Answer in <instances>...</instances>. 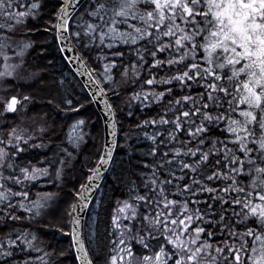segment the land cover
Listing matches in <instances>:
<instances>
[{"label":"snow or ice","instance_id":"obj_1","mask_svg":"<svg viewBox=\"0 0 264 264\" xmlns=\"http://www.w3.org/2000/svg\"><path fill=\"white\" fill-rule=\"evenodd\" d=\"M80 4L58 0L48 13L46 31L53 34L56 51L66 64H74L54 83L60 89L80 85L84 99L73 91L62 100L73 113L103 104L112 139H105L69 203L59 192L33 188L42 180L62 186L72 152L60 148L45 155L37 161L44 167L24 159L30 150L49 148L51 141L43 137L54 127L44 123L30 130L4 121L0 227L7 231L0 233V264H55V251L39 246L35 232L13 227L21 221L16 214L21 210L29 225L59 213L70 231H56L70 237L80 264H264V0H88L89 19L71 32L69 21ZM45 6V0H0V82L16 79L34 47L17 37L29 20L43 18ZM81 48L108 55L97 56L100 63L93 68ZM128 92L125 100L122 94ZM112 96L129 105V117L135 115L134 104L156 105L160 111L135 124L136 130H154L143 132L151 141L146 155L152 162H140L146 171H132L128 198L115 201L104 229L107 243L101 246L99 213L91 220L81 214L100 186L102 169L114 164L119 105L113 107ZM30 101L29 96H0V117L18 113V106L23 109ZM85 126V119L71 125L68 143L74 150L84 141ZM17 251L23 259H15Z\"/></svg>","mask_w":264,"mask_h":264},{"label":"trees","instance_id":"obj_2","mask_svg":"<svg viewBox=\"0 0 264 264\" xmlns=\"http://www.w3.org/2000/svg\"><path fill=\"white\" fill-rule=\"evenodd\" d=\"M25 2L26 0H21V4H24ZM45 5L46 6L41 10L44 13L43 18L44 16L49 17L48 13L52 11L54 6H58V0H45ZM84 7H88V1L71 20V32H75L74 21ZM22 9L23 8L20 10ZM41 24H43L42 19H39L38 21L29 20L28 28L22 29V34L17 37L18 40H28L33 42L34 47L32 48L33 51L30 54V62L32 67H28V69H38L37 71H39L40 74H38L37 79L33 81L32 84L25 86L24 89L19 90V87H17L14 89V91L12 90L11 93L7 94V98H9L11 95H15L19 99H21L23 96H29L31 97V101L26 102V106L23 109H20L18 106V113H6L0 117V127H3L4 121L25 127H28L30 124V130L32 128L40 127L42 124L46 123V121L50 125L48 126L49 128L54 127V132H51L43 137V142L49 143V141H51V143H49V148L30 150L24 159L31 160V163L34 165L44 167L46 166L44 163L38 164L37 161L43 160L45 155L51 157L53 152H59L60 148H67L69 152H72L74 159L70 162L71 167L66 170V179L64 180L62 186L54 187L52 182L42 180L37 184L36 187L33 188V192H59L60 199L62 201L71 203L74 202L72 195L73 190H78L79 184L85 182L87 169L93 168L95 166L96 160L99 158V154L100 151H102L104 142V127L102 118L94 104L88 105L87 110L91 109L93 113V118L91 117L90 121L95 120L93 125L88 124L89 126H87V129H90L92 132L91 141L89 143L83 142L80 148L75 150L73 149V146L68 143V134L72 125L71 123H73L76 119H80V113L84 111V109L80 110L79 114L71 113L75 118L66 124L61 118L62 113H64L65 110H61V114L56 113L58 110L56 105H59V103L62 104L63 97L73 91L78 92V94L81 96L79 90L80 85L76 84L75 89L71 88V86H69V89L68 87L66 89H60L56 87L54 83L55 79L59 77L61 73L68 75L69 70L72 68L69 66V64L65 63V61L61 58V54L56 51V43L54 42L53 34L49 31H46L45 36V34H43V30L38 29L41 27ZM31 25L34 26L32 27L34 29L32 33H35L39 37V40L37 41L34 37L33 39H27L25 36V32H29L28 29ZM36 29H38L37 32H35ZM47 40H49V42L46 44V46L41 44V42H45ZM34 41L37 43L36 46ZM73 41L75 43V40ZM80 51L84 52V54L88 56L90 67L98 68V64L100 62L95 59L96 53L102 50H94L91 53H88L81 48ZM50 61L51 63H49ZM117 63L119 64L120 62L117 61ZM55 64L58 65V68H54ZM166 71L167 69L157 73V78L159 79L160 76L165 75ZM168 74L170 75L171 73L169 72ZM143 75L147 76V73L145 72ZM77 80L80 79L77 77ZM129 87L131 88V85H129ZM131 90L139 89L131 88ZM156 90L159 91L162 89ZM174 92L179 94L178 86L174 87ZM75 94L77 95V93ZM122 95L126 100L127 96L130 95V92L123 93ZM69 98H71V96H69ZM111 100L113 102V107H116L117 104L119 105V107L116 109L118 141L113 157L114 164L109 167V170L106 173L101 186L99 187L98 192L90 206L86 218V220H91L96 218L97 213H99L97 233L98 244L101 246L107 243L105 239L107 234L105 233L104 229L107 227L106 222L109 213L116 207L115 201L118 199L124 200L128 198L127 181L132 171H146V169L140 165V162L143 161L144 164H150L152 162V158L146 155L151 145V141L144 138L143 132L152 134L154 130L151 127L145 128L142 131L136 130L135 124L139 120L155 116L156 113L160 111L156 105H153L151 109H146L140 108L134 104L131 110L135 113V115L133 117H129L127 113L130 109L127 103H125L123 100L117 101L114 96L111 97ZM48 101H52V103L50 104ZM73 104L75 105V101H73ZM64 107L65 105L63 104V108ZM2 110L3 106L0 105V111ZM21 113H23L22 122H20L21 119H19L22 115ZM221 127H223V125H221ZM130 128L132 129L131 138L126 140L125 133L129 132ZM183 138L184 137H181V139ZM36 142L40 143L41 140L37 139ZM138 165L140 166L137 167ZM131 178L133 180L136 179L135 176H132ZM139 184L140 182L137 180V185L139 186ZM13 190L19 191L20 188L17 186L14 187ZM31 198L34 199L35 197L32 196ZM97 203H99L101 207L97 208ZM16 214L21 216V221L17 222L15 225H13V227L29 229L30 231L35 232L39 238V246L45 247L49 252L55 251L56 256L53 258L55 264H78L74 248L70 246V237L67 235H61L59 231H56V228L59 227H62L65 233L70 231L64 221L58 220L57 217L59 213L53 216L37 218V221H33L30 225L24 220V214L22 210ZM4 231H7V229L0 227V233ZM113 238L115 237L113 236ZM215 242L216 241L214 240L213 243ZM103 250L105 253H107V248H103ZM61 253L63 254L61 255ZM23 258L24 254L17 251L15 259L21 260Z\"/></svg>","mask_w":264,"mask_h":264},{"label":"rangeland","instance_id":"obj_3","mask_svg":"<svg viewBox=\"0 0 264 264\" xmlns=\"http://www.w3.org/2000/svg\"><path fill=\"white\" fill-rule=\"evenodd\" d=\"M52 1H54V0H52ZM87 8L88 7H84L83 10L80 12V14L76 17V19L74 21V25H75L74 29H75V31L79 30V29L76 28L77 24H83L85 21H87L89 19L85 15V12H86ZM22 10H24V9H22ZM81 17H83V19H80ZM38 20H35V21H38ZM42 20H43V24H41V27H39L38 29L43 30V34H45V36H46L47 21L49 20V17H47V16L45 17L44 16V18H42ZM32 27H34V26L33 25L30 26V28L32 29L31 32H28V31L25 32V36L27 37V39H33V37H34L36 39V41H37V40H39V37L35 33H32L34 31V29ZM38 29H36L35 32H37ZM36 41H34L35 42V46L37 45ZM48 42H49V40H47L45 42L43 41V42H41V44L46 46V44ZM97 50H99V49H97ZM32 51H33L32 48L27 51V53H26V55L24 57V63L22 65L21 69L18 70V75L16 76L15 80H11V78H9L11 80L10 83L0 82V96H2L5 99H7V94L11 93L12 90L14 91L15 88L19 87V90L20 89L22 90V89H24L25 86H28V85L32 84L33 81H35L37 79L38 74H40V72L37 71L38 69L37 70L36 69H32V70L28 69V67H30V68L32 67L31 66V62H30V54L32 53ZM104 54L107 55L108 53L106 51H104V50L98 51V53H96V57L99 56V55H104ZM17 62H19V61H17ZM54 68H58V65L55 64ZM69 88L70 87H68V89ZM6 89H11V90L10 91H5ZM17 92H19V91H17ZM75 93H77V96H80L78 94V92L75 91ZM11 96H13V95H11ZM80 98L84 99L82 96H80ZM57 109L58 110L56 111V113H58V114L62 113L61 110L62 111L65 110L64 113H62V117L61 118H62V121H65L66 124H68L70 122V120L75 118L71 114L73 112L67 110L66 107L63 108V103L62 104L59 103V107H57ZM21 114L22 115L19 118V119H21L20 122L23 121L22 120L23 119L22 118L23 117V113H21ZM92 115H93V113H92L91 109H88V110L84 109V111H82L80 113V119H85V121H86V126L83 128V133H84V141L83 142H86V143H89L91 141V139H92V136H91L92 132L90 131V129H87V126H89L88 124L93 125L94 122H95V120L90 121ZM73 123H71V124H73ZM46 125L50 126L49 123H47V121H46ZM29 126H30V124H29Z\"/></svg>","mask_w":264,"mask_h":264},{"label":"water","instance_id":"obj_4","mask_svg":"<svg viewBox=\"0 0 264 264\" xmlns=\"http://www.w3.org/2000/svg\"><path fill=\"white\" fill-rule=\"evenodd\" d=\"M87 0H81V4L80 5H77V7H76V10L74 11V12H72V18H73V16L78 12V10L82 7V5L86 2ZM71 18V19H72ZM70 22H71V20L69 21V31H70ZM70 66H71V68L74 70V64H69ZM78 78L80 79V80H87V77H79L78 76ZM95 105V107H96V109H97V111H98V113L100 114V116H101V118H102V121H103V127H104V142H105V139L107 138L109 141L112 139L111 138V136L110 135H108V133H109V131H110V124H109V121H108V115H107V113H105L104 111H103V108H104V106H103V104H94ZM116 119V118H115ZM116 128H117V122H116ZM117 141H118V128H117V136H116V147H115V151H116V148H117ZM104 142H103V144H104ZM115 151H114V154H115ZM114 154H113V157H114ZM110 167V166H109ZM109 169V168H108ZM108 171V170H107ZM107 171H104L103 169H102V179H101V181L99 182L100 183V186H101V183H102V181H103V179H104V177H105V175H106V173H107ZM99 186V187H100ZM99 189V188H98ZM98 189L96 190V191H94L93 192V194H92V201H93V199H94V197L96 196V194H97V191H98ZM91 205V204H90ZM90 205L87 207V208H85L84 209V212L81 214L82 215V217L86 220V217H87V214H88V211H89V208H90ZM75 251V250H74ZM76 254V253H75ZM76 258H77V256H76ZM77 261H78V264H80V261H79V259L77 258Z\"/></svg>","mask_w":264,"mask_h":264},{"label":"bare ground","instance_id":"obj_5","mask_svg":"<svg viewBox=\"0 0 264 264\" xmlns=\"http://www.w3.org/2000/svg\"><path fill=\"white\" fill-rule=\"evenodd\" d=\"M109 170V169H108ZM108 172V171H107Z\"/></svg>","mask_w":264,"mask_h":264}]
</instances>
